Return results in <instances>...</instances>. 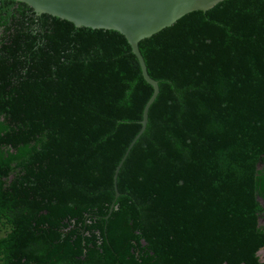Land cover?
<instances>
[{"label": "trees", "instance_id": "obj_1", "mask_svg": "<svg viewBox=\"0 0 264 264\" xmlns=\"http://www.w3.org/2000/svg\"><path fill=\"white\" fill-rule=\"evenodd\" d=\"M137 47L114 182L127 39L0 0V264H264V0Z\"/></svg>", "mask_w": 264, "mask_h": 264}, {"label": "water", "instance_id": "obj_2", "mask_svg": "<svg viewBox=\"0 0 264 264\" xmlns=\"http://www.w3.org/2000/svg\"><path fill=\"white\" fill-rule=\"evenodd\" d=\"M31 8L40 15H48L73 24L75 28L118 31L128 41L130 52L135 57L140 75L152 89V95L144 106L140 130L131 141L124 156L116 167L117 173L131 147L144 132L148 110L158 92V83L149 78L138 51L137 43L177 19L193 11H207L223 0H12ZM118 197V194H116Z\"/></svg>", "mask_w": 264, "mask_h": 264}, {"label": "rangeland", "instance_id": "obj_3", "mask_svg": "<svg viewBox=\"0 0 264 264\" xmlns=\"http://www.w3.org/2000/svg\"><path fill=\"white\" fill-rule=\"evenodd\" d=\"M259 225L264 226V217L259 221Z\"/></svg>", "mask_w": 264, "mask_h": 264}]
</instances>
